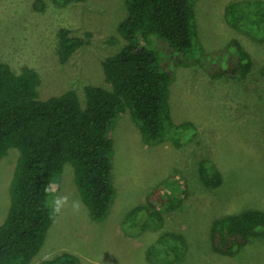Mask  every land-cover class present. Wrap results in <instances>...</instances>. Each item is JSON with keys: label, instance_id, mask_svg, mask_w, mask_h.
I'll list each match as a JSON object with an SVG mask.
<instances>
[{"label": "rangeland", "instance_id": "374dc122", "mask_svg": "<svg viewBox=\"0 0 264 264\" xmlns=\"http://www.w3.org/2000/svg\"><path fill=\"white\" fill-rule=\"evenodd\" d=\"M40 1L42 9L35 7L37 0H0V62L16 71L23 65L36 69L41 78L39 98L74 89L85 106L87 85L111 89L102 61L126 41L118 29L128 13L126 0L62 6ZM232 1L193 0L197 38L205 50L220 48L231 38L240 40L251 54L252 70L241 78L213 77L202 64H176L170 85L171 120L191 121L194 134L180 130V136L147 144L127 109L111 128L115 193L109 214L102 221L90 217L74 181V167L67 162L52 183L59 184L57 194L69 202L54 216L30 264L62 252L76 254L80 264H150L146 251L160 230L128 235L122 222L157 186H170L183 199L174 211L164 212L162 230L181 232L188 244L183 258L172 264H264V227L233 255L217 252L211 242L217 217L246 208L264 210V37L228 24L225 7ZM62 27L85 40L65 62L58 55ZM150 46L160 58H171L156 36ZM177 54L171 53L173 61ZM19 155V149L11 147L0 160V223L10 206ZM203 161L221 171L219 185L204 183L199 169ZM211 165L205 172H211ZM77 200L81 207L74 212L71 205Z\"/></svg>", "mask_w": 264, "mask_h": 264}, {"label": "trees", "instance_id": "16d2710c", "mask_svg": "<svg viewBox=\"0 0 264 264\" xmlns=\"http://www.w3.org/2000/svg\"><path fill=\"white\" fill-rule=\"evenodd\" d=\"M76 1L84 0H53L60 6ZM126 6L127 16L118 25L126 41L102 61L111 89L87 85L85 106L74 89L39 98L41 78L36 69L23 65L16 71L0 62V160L11 147L20 152L10 206L0 223V264H30L41 249L55 216L46 206L50 201L45 187L67 162L74 167V181L90 217L94 221L107 217L115 193L111 128L127 109L147 144L180 136V130L194 134L191 121L175 124L171 120L170 85L176 64H202L213 77L241 78L252 70L251 54L236 38L220 48L202 47L193 0H126ZM35 7L42 9V2L37 0ZM225 17L232 27L264 37V0H234L225 7ZM153 36L163 41L170 59L160 58L150 46ZM58 39L63 62L85 42L65 27L59 29ZM171 53H178L174 61ZM211 164L203 161L199 169L206 185L217 186L222 173ZM206 165H211L210 173L205 172ZM182 201L170 186H157L144 204L126 213L122 226L128 235L160 230L146 251L150 264H172L186 253L188 244L181 232L162 230L164 212L174 211ZM263 227L264 210L246 208L224 214L212 222V246L233 255ZM40 264L80 263L76 254L62 252Z\"/></svg>", "mask_w": 264, "mask_h": 264}, {"label": "clouds", "instance_id": "9594fccd", "mask_svg": "<svg viewBox=\"0 0 264 264\" xmlns=\"http://www.w3.org/2000/svg\"><path fill=\"white\" fill-rule=\"evenodd\" d=\"M59 184L50 182L45 187V193L52 196V200L50 203L46 202V206L50 208V211L53 215L59 214L61 209L64 208L69 200L67 196L58 195ZM73 211H79L81 204L80 201H73L71 205Z\"/></svg>", "mask_w": 264, "mask_h": 264}]
</instances>
